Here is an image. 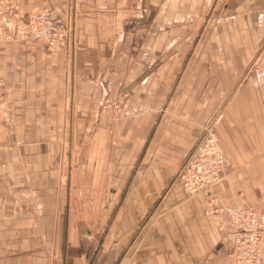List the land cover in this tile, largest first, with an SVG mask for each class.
Wrapping results in <instances>:
<instances>
[{
	"label": "crops",
	"instance_id": "obj_1",
	"mask_svg": "<svg viewBox=\"0 0 264 264\" xmlns=\"http://www.w3.org/2000/svg\"><path fill=\"white\" fill-rule=\"evenodd\" d=\"M7 1L69 30L0 40V264H227L177 171L213 123L211 194L264 211V0Z\"/></svg>",
	"mask_w": 264,
	"mask_h": 264
},
{
	"label": "built area",
	"instance_id": "obj_2",
	"mask_svg": "<svg viewBox=\"0 0 264 264\" xmlns=\"http://www.w3.org/2000/svg\"><path fill=\"white\" fill-rule=\"evenodd\" d=\"M10 10H14L16 15L15 5L7 0H0V23L1 16ZM68 30V25L60 20L54 8L42 6L29 12L27 19L18 28L0 24V40H41L46 47L54 48L66 41ZM4 93L5 87L0 79V108ZM202 136L191 155L177 171L183 192L186 195L201 193L207 198L206 213L223 215V223L232 231L234 237L231 247L227 250V264H261L264 211L251 204H222L211 194L212 187L219 181L224 167L223 150L213 123L205 125Z\"/></svg>",
	"mask_w": 264,
	"mask_h": 264
},
{
	"label": "rangeland",
	"instance_id": "obj_3",
	"mask_svg": "<svg viewBox=\"0 0 264 264\" xmlns=\"http://www.w3.org/2000/svg\"><path fill=\"white\" fill-rule=\"evenodd\" d=\"M43 6H46V5H43ZM42 7V6H41Z\"/></svg>",
	"mask_w": 264,
	"mask_h": 264
}]
</instances>
